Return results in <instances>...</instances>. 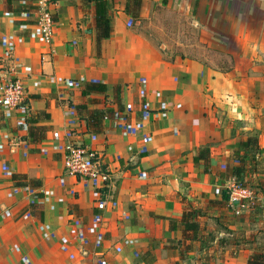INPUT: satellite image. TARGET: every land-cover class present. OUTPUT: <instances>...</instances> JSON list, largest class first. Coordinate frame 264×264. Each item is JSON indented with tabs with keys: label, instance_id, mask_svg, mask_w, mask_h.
<instances>
[{
	"label": "crops",
	"instance_id": "1",
	"mask_svg": "<svg viewBox=\"0 0 264 264\" xmlns=\"http://www.w3.org/2000/svg\"><path fill=\"white\" fill-rule=\"evenodd\" d=\"M107 1L97 51L93 0H52L48 43L32 35L34 0H0V77L30 70L27 108L0 107V264H247L264 253V0H142L139 19L161 9L201 30L203 54L169 57L136 31L126 0ZM86 82L120 86V111L111 89L82 96ZM93 99L110 111L98 133L76 112ZM68 142L101 155L106 182L66 173ZM205 148L208 165L195 164ZM237 159L255 197L229 208ZM189 209L198 234L185 240Z\"/></svg>",
	"mask_w": 264,
	"mask_h": 264
},
{
	"label": "built area",
	"instance_id": "2",
	"mask_svg": "<svg viewBox=\"0 0 264 264\" xmlns=\"http://www.w3.org/2000/svg\"><path fill=\"white\" fill-rule=\"evenodd\" d=\"M35 11L26 12V15L36 17L37 30L32 33L39 36L44 42H50L54 21L53 13L50 10L52 0H34ZM12 53V49L8 50V54ZM11 76L0 77V107L6 109H26L28 100V90L24 79L26 73L30 70L27 68L23 71V75H19L16 68H12ZM65 85L71 88L74 83L66 80ZM63 166L66 173L74 177L77 181H96L106 182L108 179L107 171L102 164L101 155L90 147L68 142L64 146ZM230 206H237L241 202H253L254 191L251 188H243L233 184L227 187ZM264 205V204H263Z\"/></svg>",
	"mask_w": 264,
	"mask_h": 264
},
{
	"label": "trees",
	"instance_id": "3",
	"mask_svg": "<svg viewBox=\"0 0 264 264\" xmlns=\"http://www.w3.org/2000/svg\"><path fill=\"white\" fill-rule=\"evenodd\" d=\"M166 0H162V4H165ZM93 8H94V28L96 32V47L97 51H99L100 43L102 40L107 39L111 33V27L109 23V3L107 0H93ZM142 5V0H126L124 12L126 15L131 17L134 20L139 19V13ZM26 10V9H22ZM112 90L114 93V101L117 104V109L119 106V92L120 86H108L104 83H96V82H86L81 90V94L84 97H87L91 94H106L109 90ZM97 102L95 99L91 100L90 105L79 104L76 106V112L79 117H82V112H86L85 121L88 129L92 133H98L101 131L102 122L105 118V113L110 112L109 110H102L97 108H92L91 105ZM120 111V109L118 110ZM46 127H30L29 135L33 138V140L39 141L44 138V133L46 132ZM243 147H247V142L241 143ZM256 151V150H255ZM198 160H203L205 165L209 163V150L201 149L198 151V155L195 157V164L198 163ZM238 165L232 169V175L235 178V183L243 188L249 187L245 179L246 175L244 172V164L243 161L237 159ZM14 178V177H13ZM259 193L264 198V183H259ZM252 191H254L251 188ZM223 200H225L227 206L231 208L229 204V197L227 194V190L223 193ZM262 201V200H261ZM264 204V202H261ZM195 211L193 209L185 210L183 212L181 218L182 228V237L185 240H190L192 238L197 237L198 234V226L195 221H193L192 217L195 215ZM235 214V213H234ZM180 257L182 258V250L180 253ZM178 264V263H176ZM247 264H264V253L263 252H252L247 259Z\"/></svg>",
	"mask_w": 264,
	"mask_h": 264
},
{
	"label": "rangeland",
	"instance_id": "4",
	"mask_svg": "<svg viewBox=\"0 0 264 264\" xmlns=\"http://www.w3.org/2000/svg\"><path fill=\"white\" fill-rule=\"evenodd\" d=\"M156 18L137 19L134 22L137 21L139 24L135 25L134 28L153 45L161 47L164 50L163 53L168 57L173 54H187L188 46H192L196 53L203 54L204 45L199 42L201 30L194 28L184 16L160 9ZM190 40L191 44H188ZM234 48V45H228L229 51L234 52ZM207 51L215 61H220L218 59L221 55L219 49H207ZM221 60L227 61L224 57Z\"/></svg>",
	"mask_w": 264,
	"mask_h": 264
}]
</instances>
